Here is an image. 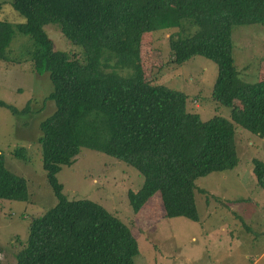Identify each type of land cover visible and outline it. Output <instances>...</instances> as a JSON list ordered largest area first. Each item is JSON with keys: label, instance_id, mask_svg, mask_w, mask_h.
Returning <instances> with one entry per match:
<instances>
[{"label": "trees", "instance_id": "trees-1", "mask_svg": "<svg viewBox=\"0 0 264 264\" xmlns=\"http://www.w3.org/2000/svg\"><path fill=\"white\" fill-rule=\"evenodd\" d=\"M8 3L25 20H0V61L21 62L8 45L15 32L30 36L26 54L34 70L50 74L55 103L37 140L56 203L32 217L14 264H135L139 248L131 227L94 201L68 199L56 174L75 162L81 148L97 150L143 176L141 187L127 194L134 213L158 192L165 216L199 220L195 181L238 165L236 125L264 136V67L257 82H239L231 37L235 24L264 23V0ZM51 23L80 55L55 47L45 30ZM160 28H174L168 34L170 63L199 55L217 64L212 98L232 108L231 119H201L186 110L184 92L152 81L147 61L160 59V52L142 44ZM0 105L14 114L30 110L2 98ZM13 153L27 160L25 147ZM253 165L264 186V162L254 159ZM0 199L29 200L28 180L6 167L1 150Z\"/></svg>", "mask_w": 264, "mask_h": 264}, {"label": "rangeland", "instance_id": "rangeland-1", "mask_svg": "<svg viewBox=\"0 0 264 264\" xmlns=\"http://www.w3.org/2000/svg\"><path fill=\"white\" fill-rule=\"evenodd\" d=\"M0 20L15 24L25 19L8 0H0ZM173 29H156L142 44L146 50L160 52V59L147 61L150 78L184 92L186 110L201 119L215 115L231 119L232 108L212 98L217 76L213 60L195 55L182 64L169 62L168 34ZM45 30L57 49L80 55L59 25L48 24ZM231 37L237 80L257 82L264 67V23L235 24ZM32 43L30 36L15 32L7 50L21 62L0 61V98L19 109L30 108L14 114L0 105V150L5 165L24 176L29 189L27 201L0 199L2 264L15 263L14 254L28 236L32 217L56 203L37 140L41 121L55 107L49 98L53 82L49 73L34 70L26 54V47ZM236 140L238 165L195 181L199 220L165 216L158 192L134 213L127 194L141 187L143 176L133 166L97 150L81 148L75 162L62 166L56 178L68 199L94 201L131 227L139 248L135 264H264V186L253 170L254 159L264 162V136L236 125ZM19 147L26 148L27 160L14 156Z\"/></svg>", "mask_w": 264, "mask_h": 264}]
</instances>
